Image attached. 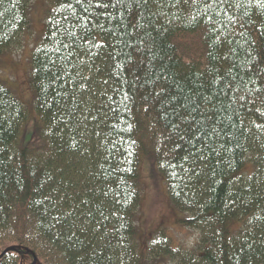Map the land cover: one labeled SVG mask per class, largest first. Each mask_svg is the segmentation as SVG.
I'll list each match as a JSON object with an SVG mask.
<instances>
[{"label": "trees", "instance_id": "obj_1", "mask_svg": "<svg viewBox=\"0 0 264 264\" xmlns=\"http://www.w3.org/2000/svg\"><path fill=\"white\" fill-rule=\"evenodd\" d=\"M46 1L38 35L31 0H0V56L35 36L26 145L0 81V264H264V0ZM141 155L189 250L162 229L139 252Z\"/></svg>", "mask_w": 264, "mask_h": 264}, {"label": "rangeland", "instance_id": "obj_2", "mask_svg": "<svg viewBox=\"0 0 264 264\" xmlns=\"http://www.w3.org/2000/svg\"><path fill=\"white\" fill-rule=\"evenodd\" d=\"M48 4L46 0H31L29 18L33 20L34 32L41 35L44 32L45 20L40 8ZM202 30L193 34H183L175 38L178 50L185 59L201 58L204 54ZM35 43L33 33L23 40L25 48H19L6 56H0L1 83L7 87L15 100L27 112L28 122L24 127L22 145H26L32 137L34 126L35 95L30 86V59ZM138 184L140 203L135 220L139 252L145 251L151 239L162 229L172 239L174 248L189 250L195 243L198 233L185 228L178 221L187 218V214L177 212L168 199L164 179L156 170L154 159L149 155H141L139 160ZM197 235V236H196ZM148 264H169L159 260Z\"/></svg>", "mask_w": 264, "mask_h": 264}, {"label": "water", "instance_id": "obj_3", "mask_svg": "<svg viewBox=\"0 0 264 264\" xmlns=\"http://www.w3.org/2000/svg\"><path fill=\"white\" fill-rule=\"evenodd\" d=\"M12 251H15L14 248L9 247V248H7L6 250H4V252H2V253L0 254V257L3 256L6 252H12Z\"/></svg>", "mask_w": 264, "mask_h": 264}]
</instances>
